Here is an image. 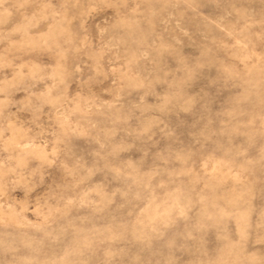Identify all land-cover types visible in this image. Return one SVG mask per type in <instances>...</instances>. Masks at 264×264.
Instances as JSON below:
<instances>
[{"label": "clouds", "instance_id": "9594fccd", "mask_svg": "<svg viewBox=\"0 0 264 264\" xmlns=\"http://www.w3.org/2000/svg\"><path fill=\"white\" fill-rule=\"evenodd\" d=\"M0 264H264V0H0Z\"/></svg>", "mask_w": 264, "mask_h": 264}]
</instances>
